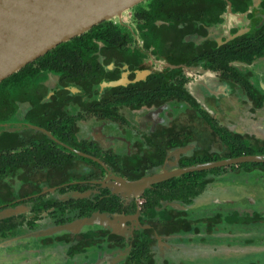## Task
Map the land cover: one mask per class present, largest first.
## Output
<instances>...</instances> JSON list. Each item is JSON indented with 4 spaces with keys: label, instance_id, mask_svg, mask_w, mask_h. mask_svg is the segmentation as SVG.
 Wrapping results in <instances>:
<instances>
[{
    "label": "flooded vegetation",
    "instance_id": "af4514ba",
    "mask_svg": "<svg viewBox=\"0 0 264 264\" xmlns=\"http://www.w3.org/2000/svg\"><path fill=\"white\" fill-rule=\"evenodd\" d=\"M195 10L140 28L152 12L135 6L81 68L32 78L45 107L4 108L0 135L19 138H0V248L15 264H185L263 242V162L122 184L264 155V0L212 23Z\"/></svg>",
    "mask_w": 264,
    "mask_h": 264
},
{
    "label": "water",
    "instance_id": "95a60500",
    "mask_svg": "<svg viewBox=\"0 0 264 264\" xmlns=\"http://www.w3.org/2000/svg\"><path fill=\"white\" fill-rule=\"evenodd\" d=\"M148 0H0V83L58 45L109 20L123 22L124 14ZM229 1L227 16L233 15ZM107 86L119 82L105 83ZM72 89V88H71ZM74 89V88H73ZM11 130L6 124L0 131ZM263 162L264 155H244L190 167L166 170L137 181L122 180L124 189H142L171 175L213 169L226 164ZM4 211L1 215H8Z\"/></svg>",
    "mask_w": 264,
    "mask_h": 264
},
{
    "label": "trees",
    "instance_id": "16d2710c",
    "mask_svg": "<svg viewBox=\"0 0 264 264\" xmlns=\"http://www.w3.org/2000/svg\"><path fill=\"white\" fill-rule=\"evenodd\" d=\"M233 3V8L236 11H245L248 7L250 0H230ZM150 5L147 7L138 6V12L141 16H145L148 12V7L151 8L152 15L148 19V23L145 25L140 24V28L153 27L157 26L154 24V19H174L167 17L168 14L175 11L181 10V6H188L189 8H196V18L199 16L200 20L203 22L207 21L209 23L221 21V15L227 10V3L225 0H148ZM152 2V3H151ZM167 15V16H165ZM177 23L179 21L176 20ZM118 25L114 20L104 21L90 31L84 33L81 36L75 37L70 41L64 42L58 45L53 50L49 51L44 56L39 59L31 62L21 71L13 74L9 78L5 79L0 83V121L5 118L6 111L4 108H10L11 114H15L19 110V101L23 103L28 101L32 104L33 107L38 109L45 107V104L40 102L41 97L36 96L34 91H38L39 88L36 86L33 81L35 77L41 70H55V71H66L69 70V67L74 66L75 70H78L83 66V59L88 58L85 55L86 49L84 48L85 44H92L95 49H97L98 44L94 41V37L102 39V35L105 33L111 32L114 33L117 31ZM115 30V31H114ZM31 93V94H30ZM26 96V100H25ZM32 122H37L32 120ZM28 130V129H27ZM0 138L7 139V142H13L19 138V134L13 133L11 131H6ZM0 148H3V143L0 142ZM6 161L4 158L0 159V167H4ZM6 180H0V186L2 182Z\"/></svg>",
    "mask_w": 264,
    "mask_h": 264
},
{
    "label": "rangeland",
    "instance_id": "374dc122",
    "mask_svg": "<svg viewBox=\"0 0 264 264\" xmlns=\"http://www.w3.org/2000/svg\"><path fill=\"white\" fill-rule=\"evenodd\" d=\"M132 11V10H131ZM131 11L124 14V19H128L129 15L131 14ZM13 183H15V180H11ZM257 230H260L264 232V227H261ZM264 234V233H263ZM263 242L261 241H255L253 245L247 246V252L242 253H236V252H230L229 254H223L222 256L225 257H219L214 258L212 260H209L207 258H200L199 254L194 256H187L184 260L185 264H264V235H262ZM24 242V241H23ZM22 242V243H23ZM19 245H22L21 243L18 244L15 243V246L18 247ZM35 246L36 242H30L27 245L22 246ZM189 251V250H188ZM18 253L14 254L13 249L10 248H0V264H15L17 263L18 257L15 256ZM35 253H31L28 255V257H31L32 259H35L36 256ZM22 254V258H23ZM20 264V263H18Z\"/></svg>",
    "mask_w": 264,
    "mask_h": 264
}]
</instances>
